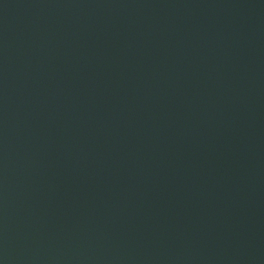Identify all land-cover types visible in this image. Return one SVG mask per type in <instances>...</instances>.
Masks as SVG:
<instances>
[{
	"label": "water",
	"instance_id": "95a60500",
	"mask_svg": "<svg viewBox=\"0 0 264 264\" xmlns=\"http://www.w3.org/2000/svg\"><path fill=\"white\" fill-rule=\"evenodd\" d=\"M0 264H264V0H0Z\"/></svg>",
	"mask_w": 264,
	"mask_h": 264
}]
</instances>
